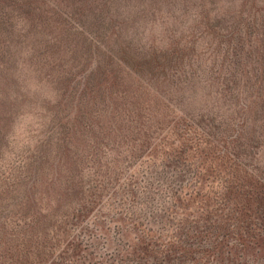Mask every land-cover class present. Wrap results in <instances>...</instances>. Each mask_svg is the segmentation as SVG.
Segmentation results:
<instances>
[{
	"label": "trees",
	"instance_id": "trees-1",
	"mask_svg": "<svg viewBox=\"0 0 264 264\" xmlns=\"http://www.w3.org/2000/svg\"><path fill=\"white\" fill-rule=\"evenodd\" d=\"M68 17L59 25L78 31L68 30ZM94 19L104 24V17ZM255 26L259 31L264 24ZM107 30L95 32L102 43ZM253 33L250 39L258 35ZM245 39L235 38L232 48L240 52L218 78L224 96L239 108L238 123L214 114L185 116L167 103L163 88L193 83L180 74L179 53H153L132 67L116 63L112 53L80 78L59 66L52 82L59 101L47 108L51 122L42 140L12 164L0 158V264H234L259 256L264 54L261 48L247 51L253 43L244 49ZM252 108L257 113L249 118ZM146 157L150 172L180 168L176 180L156 172L144 185L134 176L125 182L126 168ZM106 207L108 214L86 223L87 215ZM158 215L164 227L156 231L151 219ZM106 222L117 223L122 236H136L99 255L86 235L93 224Z\"/></svg>",
	"mask_w": 264,
	"mask_h": 264
},
{
	"label": "rangeland",
	"instance_id": "rangeland-1",
	"mask_svg": "<svg viewBox=\"0 0 264 264\" xmlns=\"http://www.w3.org/2000/svg\"><path fill=\"white\" fill-rule=\"evenodd\" d=\"M85 2L88 6L80 10ZM67 16L68 30L74 26L80 27L78 31L68 32L59 25L60 19ZM95 16L104 17V24H94ZM260 24H264V0H0V158L12 164L42 140L51 122L47 108L59 101L52 83L61 74L59 66L71 70L74 77L78 73L80 78L90 64L105 62L112 53L116 63L123 60L131 67L153 53H179L185 72L180 74H186L193 83L176 89L165 83L162 90L167 103L183 110L185 116L214 114L227 122H240L239 108L224 96L218 78L233 64L234 52H240L232 48L236 37L246 38L244 49L253 43L247 51L254 53L261 48L264 54V27L254 31ZM106 30L107 38L102 43L95 32ZM252 32L258 35L250 39ZM140 70L145 71L146 80L145 64ZM256 113L257 108H252L249 118ZM150 161V157L142 158L127 167L125 182L134 176L144 185L147 176L156 172L157 176L176 180L181 171L177 166H168L164 172L160 168L150 172ZM258 162L263 166L264 150ZM109 210L106 207L99 210V215H87L86 223H93L95 216L108 214ZM163 218L158 215L151 219L156 231L164 227ZM93 225L94 230H88L86 237H93L99 255L110 254L120 240L123 246L136 236L120 235L117 223ZM234 264H264V251Z\"/></svg>",
	"mask_w": 264,
	"mask_h": 264
}]
</instances>
